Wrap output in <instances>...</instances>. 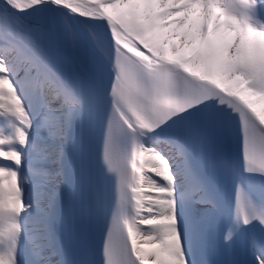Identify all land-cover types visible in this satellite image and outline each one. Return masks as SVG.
<instances>
[{
	"label": "snow or ice",
	"instance_id": "snow-or-ice-1",
	"mask_svg": "<svg viewBox=\"0 0 264 264\" xmlns=\"http://www.w3.org/2000/svg\"><path fill=\"white\" fill-rule=\"evenodd\" d=\"M0 264H264V0H0Z\"/></svg>",
	"mask_w": 264,
	"mask_h": 264
}]
</instances>
